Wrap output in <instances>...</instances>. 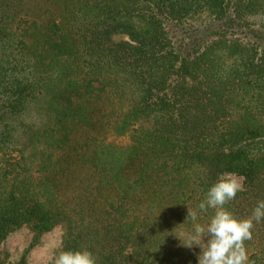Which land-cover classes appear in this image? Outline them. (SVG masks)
I'll return each instance as SVG.
<instances>
[{"label": "trees", "instance_id": "16d2710c", "mask_svg": "<svg viewBox=\"0 0 264 264\" xmlns=\"http://www.w3.org/2000/svg\"><path fill=\"white\" fill-rule=\"evenodd\" d=\"M224 173L245 188L225 207L250 216L264 200V0H0V244L60 227L58 251L96 264H197L181 243ZM244 244L264 264V219Z\"/></svg>", "mask_w": 264, "mask_h": 264}, {"label": "clouds", "instance_id": "9594fccd", "mask_svg": "<svg viewBox=\"0 0 264 264\" xmlns=\"http://www.w3.org/2000/svg\"><path fill=\"white\" fill-rule=\"evenodd\" d=\"M243 191L242 182L232 173L221 174L206 190L197 207L213 213L206 225L197 223L194 234L180 242L189 248L198 246L197 264H248L244 242L251 239L253 222L264 219V200L257 201L250 216L237 218L225 205ZM187 216L197 219L195 210L188 209ZM51 264H96V258L88 248L62 249L51 258Z\"/></svg>", "mask_w": 264, "mask_h": 264}, {"label": "rangeland", "instance_id": "374dc122", "mask_svg": "<svg viewBox=\"0 0 264 264\" xmlns=\"http://www.w3.org/2000/svg\"><path fill=\"white\" fill-rule=\"evenodd\" d=\"M235 175L243 183V177ZM61 237L62 229L55 227L34 241L33 231L23 226L10 232L1 242V255L9 264L17 262L23 253L26 254V259L30 264H48L61 246Z\"/></svg>", "mask_w": 264, "mask_h": 264}]
</instances>
